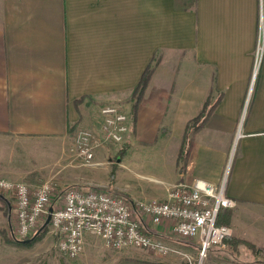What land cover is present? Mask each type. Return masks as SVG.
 <instances>
[{"label": "crops", "instance_id": "0c3cea01", "mask_svg": "<svg viewBox=\"0 0 264 264\" xmlns=\"http://www.w3.org/2000/svg\"><path fill=\"white\" fill-rule=\"evenodd\" d=\"M148 65L133 134L141 148L168 160L158 162L164 176L149 179L161 185H138L151 192L143 199L165 200L178 183L223 184L236 204L232 235L238 222L257 221L258 230L242 226V236L264 249V0H0V139L48 144L59 160L72 131L98 130L102 106L119 105L130 116ZM210 93L222 99L194 134L182 170L180 141ZM104 153L96 151L97 166ZM3 156L0 149V178L7 179ZM92 184L82 183L105 187ZM144 221L154 238L172 244L166 226ZM1 243L0 264L9 263L11 246ZM214 249L203 264H246ZM121 254L114 264L180 263L142 249Z\"/></svg>", "mask_w": 264, "mask_h": 264}, {"label": "built area", "instance_id": "2783aa9c", "mask_svg": "<svg viewBox=\"0 0 264 264\" xmlns=\"http://www.w3.org/2000/svg\"><path fill=\"white\" fill-rule=\"evenodd\" d=\"M260 50L258 46L253 76ZM99 113L98 130L76 128L73 134L70 152L87 168L97 166L94 159L98 149L108 145L121 147L130 135V116L121 106L107 104ZM0 194L14 199L11 236L15 241L43 230L50 216L46 226L55 248L68 259L80 255L89 236L114 251L135 248L160 256L178 254L172 244L154 238L144 220L152 226H166L178 241L196 242L200 262L211 248L223 246L226 238L232 236L229 227L216 222L221 211L233 208L235 202L225 195L223 184L215 188L203 180L174 185L162 201L123 198L102 187L72 185L59 190L50 181L31 188L24 182L3 178Z\"/></svg>", "mask_w": 264, "mask_h": 264}, {"label": "rangeland", "instance_id": "374dc122", "mask_svg": "<svg viewBox=\"0 0 264 264\" xmlns=\"http://www.w3.org/2000/svg\"><path fill=\"white\" fill-rule=\"evenodd\" d=\"M73 134L74 131L70 133V138L63 144L65 155L59 160H56L49 152L50 147L48 144H41L33 139H5L2 137L0 139V149L4 154L2 176L11 181L24 182L31 188L36 187L41 182L50 181L56 184L59 190L72 186L73 181H78L73 185H82L83 181L89 180L93 184L105 186L102 188L107 189L111 186L113 192L124 195L128 199L143 201H149V199H143L144 193L151 195V192L140 188L138 185L153 187L162 184L160 180L155 182V180L149 179L164 176L163 172H159V168L162 166L160 167L158 162L164 159L163 162L166 163L168 160L167 154L155 156L152 149L145 150L141 148L142 146H139L140 144L135 140L134 134L129 135L128 141H130L131 148H129L125 159H121L118 153L122 146L116 148L108 145L102 148L105 153L98 160L100 166L91 168L84 167L80 160L70 152ZM45 151L48 153H43ZM94 162H97L96 158ZM111 173H113V176ZM137 195L142 198L137 199ZM162 200L164 199L158 201ZM13 206L14 199L12 197L0 194V254L2 253V240L5 246L6 244L11 246V249H7L4 253L5 257L10 259L9 263L4 260L3 264H114L121 258L123 250H110L100 240L89 236L80 255L75 259H68L56 250L48 226L28 239L15 241L11 236V229L14 224ZM231 209L221 211L218 218L220 225L229 226ZM258 224L257 221L238 222L239 235H232L231 238L241 243L231 247V245L224 242L223 246L214 249L215 252L223 260L244 262L246 264H264V249L259 247L253 239L242 236V226L257 231ZM166 236L169 243L175 244L172 246L178 254H171L177 258V261L179 260V264H203L206 260L207 257L200 262L198 252L190 244H182L169 233ZM186 242L197 244L191 241Z\"/></svg>", "mask_w": 264, "mask_h": 264}, {"label": "trees", "instance_id": "16d2710c", "mask_svg": "<svg viewBox=\"0 0 264 264\" xmlns=\"http://www.w3.org/2000/svg\"><path fill=\"white\" fill-rule=\"evenodd\" d=\"M152 70H153V67L151 65H148L147 68L145 69V71L142 73V75L139 79V82H138V84H137V86L133 92L131 110H130V122H131L130 134L134 133V125H135V121H136L137 107H138V105L142 99V95L146 89V86H147L148 81L150 79ZM221 99H222V94H219L217 97L213 98L211 93H210L208 95V98L204 102L202 108L199 110L198 114L196 115V117H194L187 124L185 132L183 134V137L180 141V147H179L178 156H177V162L181 166L182 170L185 168L187 161L189 159L190 150L192 149V146H193L194 134H196L199 130L202 129V127L204 126L206 121L209 119L210 115L213 113V111L216 109L217 105L220 103ZM129 147H130V143L127 140L125 142V144L122 145L120 151L118 152L119 157L121 159H123L127 150L129 149ZM111 174L113 176V173H111ZM110 187L111 186H109L107 188V190L111 191L115 195H118V196L123 197V198H127L124 195H121L115 191L113 192V190ZM220 214H219V216H220ZM219 216H218V218H219ZM218 218H217L216 223L221 224L220 221H218ZM231 237L232 236L227 237L225 240V242L228 243V245H231V247L237 245L238 243H241L239 241H235V239L231 238ZM180 242H182V244H184V245L190 244L191 246H193L194 249L199 248L198 244L189 243L186 241H180ZM185 264H188V263H185Z\"/></svg>", "mask_w": 264, "mask_h": 264}, {"label": "water", "instance_id": "95a60500", "mask_svg": "<svg viewBox=\"0 0 264 264\" xmlns=\"http://www.w3.org/2000/svg\"><path fill=\"white\" fill-rule=\"evenodd\" d=\"M51 211H52V208L49 209V213H51ZM49 219H50V216L47 217L46 222H45L43 228H44L46 225H48V223H49ZM25 242L27 243L28 241H25Z\"/></svg>", "mask_w": 264, "mask_h": 264}]
</instances>
